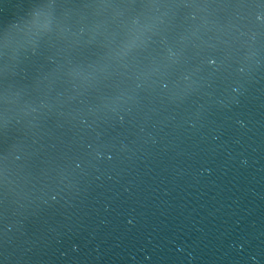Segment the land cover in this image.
I'll list each match as a JSON object with an SVG mask.
<instances>
[{"label":"water","instance_id":"water-1","mask_svg":"<svg viewBox=\"0 0 264 264\" xmlns=\"http://www.w3.org/2000/svg\"><path fill=\"white\" fill-rule=\"evenodd\" d=\"M0 264H264V0H0Z\"/></svg>","mask_w":264,"mask_h":264}]
</instances>
